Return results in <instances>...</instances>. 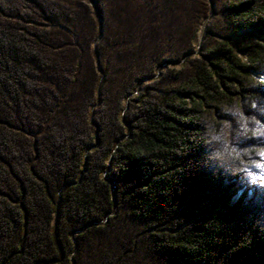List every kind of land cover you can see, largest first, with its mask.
Returning a JSON list of instances; mask_svg holds the SVG:
<instances>
[{
    "label": "rangeland",
    "instance_id": "rangeland-1",
    "mask_svg": "<svg viewBox=\"0 0 264 264\" xmlns=\"http://www.w3.org/2000/svg\"><path fill=\"white\" fill-rule=\"evenodd\" d=\"M244 1L0 0V251L22 238L26 256L54 257L55 226L69 264H155L149 252L121 254L112 234L80 236L53 203L83 158L111 151L137 108L161 95L203 96L208 158L264 194V0L234 11ZM225 49L237 73L224 94L205 93L194 73L226 68Z\"/></svg>",
    "mask_w": 264,
    "mask_h": 264
},
{
    "label": "trees",
    "instance_id": "trees-1",
    "mask_svg": "<svg viewBox=\"0 0 264 264\" xmlns=\"http://www.w3.org/2000/svg\"><path fill=\"white\" fill-rule=\"evenodd\" d=\"M250 10L251 0L234 8ZM258 22L264 25L261 17ZM255 48L248 54L252 62ZM221 51L226 68L198 67L192 78L214 96L224 94L218 89L239 67L228 50ZM180 93L190 101L161 95L137 108L126 135L96 160L84 157L77 179L65 184L53 206L64 208L72 228L84 227L80 236L112 234L121 254L149 252L155 264H264V194L242 189L237 175L231 181L211 162L198 122L204 97ZM56 238L53 226L54 257L26 256L21 238L16 249L0 251V264L71 263Z\"/></svg>",
    "mask_w": 264,
    "mask_h": 264
}]
</instances>
